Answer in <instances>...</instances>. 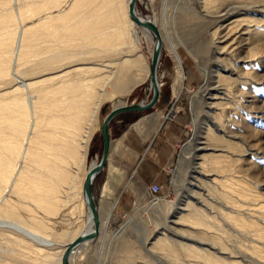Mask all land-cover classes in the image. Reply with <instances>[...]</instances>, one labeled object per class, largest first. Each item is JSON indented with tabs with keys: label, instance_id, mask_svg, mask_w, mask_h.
Segmentation results:
<instances>
[{
	"label": "bare ground",
	"instance_id": "6f19581e",
	"mask_svg": "<svg viewBox=\"0 0 264 264\" xmlns=\"http://www.w3.org/2000/svg\"><path fill=\"white\" fill-rule=\"evenodd\" d=\"M198 3V10L193 4H178L191 36L202 32L208 39L205 85L200 91L206 132L201 134L203 123H199L191 148L182 153L183 160L189 158L187 194L173 204L170 226L176 229L174 224L186 219L191 221L189 227L204 223L203 217L216 208L208 201L214 193L225 200L222 206L230 203L246 208L252 216L261 215L262 223L231 214V207L223 212L264 240V194L245 181L246 170L258 169L260 129L253 122L264 112L260 99L264 93V17L247 12L254 9L264 15V0ZM128 4L129 0H0V264H62L68 243L94 229L83 185L101 156L87 160L99 107L105 99L117 102L113 108L130 104L124 103L125 98L147 78L152 89L138 29L153 39L154 47V32L143 24L152 22L160 50L167 34L153 16H141L135 7L140 22L134 21ZM189 54L199 63L204 61L202 53ZM183 68L184 61L178 67L174 91L182 85ZM156 81L160 94L157 76ZM143 110L147 109L137 111ZM194 113L199 116L198 110ZM154 184L157 191L151 190ZM149 191L159 193L160 185L151 183ZM233 192L242 203L232 199ZM104 194L99 206L92 189L97 232L72 247L68 264L83 245L99 236L100 220L109 211ZM163 231L159 233L164 235ZM189 239L213 247L204 240ZM181 244L189 248L194 243ZM262 246L251 247L264 261ZM197 249L209 253L208 248ZM212 256L213 264H242Z\"/></svg>",
	"mask_w": 264,
	"mask_h": 264
},
{
	"label": "rangeland",
	"instance_id": "374dc122",
	"mask_svg": "<svg viewBox=\"0 0 264 264\" xmlns=\"http://www.w3.org/2000/svg\"><path fill=\"white\" fill-rule=\"evenodd\" d=\"M177 1L153 0L151 4L148 0L135 1V8L141 16H153L162 30L167 29V34L162 40L156 69L160 94L151 108L143 111L121 112L111 120L109 124L111 148L108 159L92 183L96 201L98 202L100 197V185L104 180L112 182L120 179V182L118 185L115 182L111 183L112 186L106 189L104 187V196L109 201V211L100 220V234L95 240L82 246L72 258V264H213L211 262L214 259L213 253L215 256H224L227 260L236 259L242 264H264V261L255 256L254 246L251 247L258 243L260 246L263 245L264 249V240L254 234L252 229L247 228L241 220L223 212H228L231 207V214L236 215L234 213L236 212L239 217L245 219L250 216L262 223L261 215L260 217L252 216L247 213L246 208L244 211V208L232 207L230 203H228L229 206H222L221 203L224 204L225 200L214 193L209 196L208 201L216 208L220 206L222 211L214 208L209 212V216L203 217L204 223L194 224L193 227H189L191 221L187 219L182 224H174L176 229L170 226L169 220L172 217L173 207L177 203L176 200L186 193L189 158L183 160L182 153L191 148L199 123H203L200 128L201 134L204 135L206 132L205 115L201 113L205 108L201 103L200 91L205 85L204 73L207 65L204 64L209 52L208 39L204 33L191 36V29L183 25L185 20L182 19V10L178 4L181 2L186 5L193 4L198 10V0ZM181 7L183 8L184 4H181ZM249 10L247 12L249 15L264 17L260 11ZM138 34L140 51L149 67L153 39L146 37L140 29ZM189 51L202 53L204 61L201 63L195 61ZM182 61H184L182 73L184 79L180 89L174 91V80ZM151 95L152 89L147 78L134 87L124 103L147 101ZM260 99L264 102V93L260 94ZM116 103L111 99H105L99 107V123L89 143L88 162L97 160L101 154L100 124ZM196 110L200 118L195 115ZM149 112H152L150 115H154L153 122H144L142 126L156 123L154 129L156 128L157 131L154 135L139 134L131 126L132 122L139 115ZM261 114L253 122L260 129L258 145L261 149L259 154L261 157L255 158L259 164L256 171H245V181L259 193L264 194V112ZM124 133V139H121L120 136ZM151 183L160 185L159 193L152 194L149 191ZM235 193L232 195L234 200L237 198ZM236 202L242 203L238 198ZM98 205L100 206V201ZM182 212L183 210H180L177 215ZM161 231L164 235L159 233ZM162 235L164 239L153 245L155 238ZM179 235L188 236V238L185 239ZM189 238L204 240L213 247L192 242ZM181 242L194 244L188 248ZM203 247L208 248V254L198 251L197 248Z\"/></svg>",
	"mask_w": 264,
	"mask_h": 264
},
{
	"label": "water",
	"instance_id": "95a60500",
	"mask_svg": "<svg viewBox=\"0 0 264 264\" xmlns=\"http://www.w3.org/2000/svg\"><path fill=\"white\" fill-rule=\"evenodd\" d=\"M135 1L136 0H129L128 13L134 21L140 22V19L137 17L135 10H134ZM143 24L146 25L147 27H149L154 32V36L156 38V41L154 42L152 54H151V61H150V78L152 81L151 98L149 99V101H147L145 103L136 102V103H130L128 105L112 108L104 116L102 123L100 125V132H101V139H102V151H101L100 160L95 167H93L92 169L89 170V172L87 173V175L85 177V181H84V185H83L84 194H85L86 200H87V205H88V207L92 213V217H93V221H94V223H93L94 229L92 231H89L87 233H84V234L77 236L74 240H72L70 243H68V245L66 246V248L63 252V255H62V264H68V255H69L73 246H75L77 243H79L80 241H82L86 238L94 237L96 232H97V224H98L97 210H96V203H95L93 195H92L91 183H92L93 178L99 173V171L104 166L106 158L108 156V151L110 148V141H111V136H110V131H109V123H110L111 119L117 113H120L123 111H137V110H141V109H148L152 105H154V103L157 101V99L159 97V88H158V83L156 81V66L158 63L159 52H160L159 34H158V31H157L155 25L152 22L143 21Z\"/></svg>",
	"mask_w": 264,
	"mask_h": 264
},
{
	"label": "crops",
	"instance_id": "0c3cea01",
	"mask_svg": "<svg viewBox=\"0 0 264 264\" xmlns=\"http://www.w3.org/2000/svg\"><path fill=\"white\" fill-rule=\"evenodd\" d=\"M150 113H152V112H149V113H146V114H143V115H139L138 116V118H136L133 122H132V127H133V129L134 130H136L139 134H143V135H146V134H152V135H154L155 134V132L157 131V129L155 128L154 129V127L156 126V123L155 124H153L152 123V125H150V126H142V123H144V122H153V120H152V118L154 117V115H150ZM147 115V116H146ZM144 117V118H143ZM124 135H125V133L122 135V136H120V138L121 139H124ZM123 137V138H122ZM110 148H111V146H110ZM116 183L117 185L119 184V182H120V179H117V181H108V180H104L103 182H102V184L100 185V191H99V195H100V197H99V199H98V202L97 203H99V201H100V199H101V195H102V193H101V190L105 187V189L108 187V186H112V185H110L111 183ZM127 184V183H126ZM122 188V187H121ZM103 191V190H102ZM108 201V200H107ZM109 202V201H108Z\"/></svg>",
	"mask_w": 264,
	"mask_h": 264
},
{
	"label": "built area",
	"instance_id": "2783aa9c",
	"mask_svg": "<svg viewBox=\"0 0 264 264\" xmlns=\"http://www.w3.org/2000/svg\"><path fill=\"white\" fill-rule=\"evenodd\" d=\"M158 185L154 184L152 187H151V190L152 191H157L158 190Z\"/></svg>",
	"mask_w": 264,
	"mask_h": 264
}]
</instances>
